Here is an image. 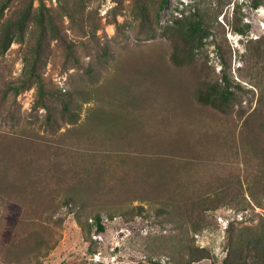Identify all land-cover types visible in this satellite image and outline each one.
Returning <instances> with one entry per match:
<instances>
[{
	"label": "rangeland",
	"instance_id": "1",
	"mask_svg": "<svg viewBox=\"0 0 264 264\" xmlns=\"http://www.w3.org/2000/svg\"><path fill=\"white\" fill-rule=\"evenodd\" d=\"M164 3L0 0V264H178L187 240L210 252L193 264H222L233 234L264 237L263 5ZM194 19L203 45L179 67L176 23ZM223 75L227 112L196 92ZM41 79L82 93L76 123L47 124ZM73 195L104 233L84 232Z\"/></svg>",
	"mask_w": 264,
	"mask_h": 264
},
{
	"label": "trees",
	"instance_id": "2",
	"mask_svg": "<svg viewBox=\"0 0 264 264\" xmlns=\"http://www.w3.org/2000/svg\"><path fill=\"white\" fill-rule=\"evenodd\" d=\"M167 2L168 0H165L164 5H166ZM251 4L254 8H259L262 5L264 6V0H251ZM176 25L178 40L175 38L176 40L174 42V50L171 59L173 63L179 67L193 66L196 64L200 47L203 45L204 33L206 30L203 24L196 19L183 22L177 21ZM238 31L244 33L243 30ZM104 53L108 54L107 49ZM100 61L102 60L100 59ZM93 65V62L89 64V72H99L95 70V66ZM220 80L213 81L210 77L203 78L196 91L197 99L201 104L211 106L221 112H227L231 107V101L233 97H235V93L232 89V82L229 80L228 76L223 75ZM48 85L49 82L47 79H41L40 84H38V102L41 107L46 109L47 124L51 127H55L60 119H69L70 122L76 123L78 114L74 109L79 105L76 97L78 95L81 96L82 93H80L78 89H62L57 85L49 88ZM56 102L61 103L62 106H58ZM0 107H2V105H0ZM1 112L2 110L0 109V114ZM77 173V171H72L70 175L73 177L74 182H76L75 178L77 177L76 175H78ZM70 185V187H72L75 186L76 183ZM206 202L207 201H205L204 204ZM65 203L68 206L69 213L71 212L74 214L84 232H90L91 235L93 229H95L97 233H104L106 231V225L103 223L100 208L94 209V205L89 206L87 202L80 200V198L74 195L69 196ZM192 211V207H186L183 214H185L186 218H190ZM87 212L88 214H86ZM89 212L91 215L87 217L86 220H83V215L86 214L88 216ZM143 212L144 208L141 205L135 206L129 211L130 214L136 215H144ZM125 213L121 214L125 215ZM189 218L188 220L190 221ZM196 220H194L195 222L193 223L194 234L208 227L205 219L201 220L200 218H196ZM183 242L184 241H182V243ZM186 243L187 244H184L185 253L190 255V259H186V254L182 253L181 256L184 260H179L176 263L193 264L197 258L209 257L210 252L207 248L199 247V245H196L192 240H187ZM169 263L170 262L163 263L160 260L153 261V264ZM222 264H264V237L257 240L247 239L245 241L240 239L237 234H233L229 240L227 254Z\"/></svg>",
	"mask_w": 264,
	"mask_h": 264
},
{
	"label": "bare ground",
	"instance_id": "3",
	"mask_svg": "<svg viewBox=\"0 0 264 264\" xmlns=\"http://www.w3.org/2000/svg\"><path fill=\"white\" fill-rule=\"evenodd\" d=\"M261 10H263V11H264V7H263V6H262Z\"/></svg>",
	"mask_w": 264,
	"mask_h": 264
}]
</instances>
